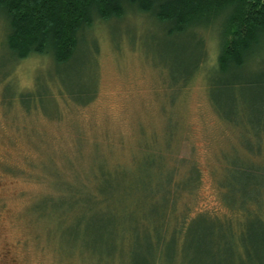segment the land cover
<instances>
[{"label": "rangeland", "instance_id": "374dc122", "mask_svg": "<svg viewBox=\"0 0 264 264\" xmlns=\"http://www.w3.org/2000/svg\"><path fill=\"white\" fill-rule=\"evenodd\" d=\"M131 12L95 19L64 65L15 61L0 12V264H264L243 231L253 217L237 215L236 232L203 217L185 227L197 212L232 217L220 185L240 205L259 179L241 167L264 170L239 71L215 69L220 26L169 37ZM260 74L264 37L242 72ZM177 185L175 233L162 222Z\"/></svg>", "mask_w": 264, "mask_h": 264}, {"label": "trees", "instance_id": "16d2710c", "mask_svg": "<svg viewBox=\"0 0 264 264\" xmlns=\"http://www.w3.org/2000/svg\"><path fill=\"white\" fill-rule=\"evenodd\" d=\"M130 10L133 14L154 20L157 26L165 28L169 37L220 26L215 69L222 75L239 71V87L252 99L259 113L258 125H262L260 129L264 130V74L250 78L242 75L248 60L259 48L264 37V0H0V12L5 16L8 25L6 45L10 56L15 61H21L31 56L46 55L56 65H64L75 56L79 32L91 28L95 19L103 22L120 19ZM202 54L197 64L190 67L189 76L196 71L204 52ZM215 111L221 117L220 111L216 108ZM254 158L251 155V160ZM241 168L248 175L259 178L247 183L246 188L253 192V197L240 205L230 204L225 200L224 189L220 185L223 204L234 217L227 215L228 218L221 219L217 215L197 212L190 220L185 219V227L195 219L203 217L207 218V222L214 219L211 223L221 230L236 232L240 226L237 215L253 217V222L244 225L243 231L247 232V237L251 235L261 238L255 243L260 248L257 251L264 254V170L256 169L252 165ZM193 170L194 179L188 190L198 180L194 167ZM188 190H180L177 185L166 193L167 209L162 223H173L175 233L185 227L176 226L169 215L176 216L178 194ZM128 193L130 190L125 194L126 199L131 201L133 198ZM183 215H187V212ZM190 226L191 224L188 229Z\"/></svg>", "mask_w": 264, "mask_h": 264}]
</instances>
